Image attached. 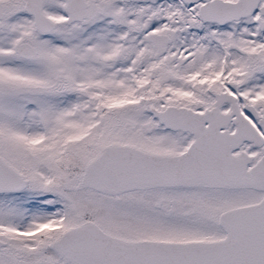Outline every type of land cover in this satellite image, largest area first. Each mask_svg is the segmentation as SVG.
<instances>
[{"label": "snow or ice", "instance_id": "1", "mask_svg": "<svg viewBox=\"0 0 264 264\" xmlns=\"http://www.w3.org/2000/svg\"><path fill=\"white\" fill-rule=\"evenodd\" d=\"M0 264H264V0H0Z\"/></svg>", "mask_w": 264, "mask_h": 264}]
</instances>
